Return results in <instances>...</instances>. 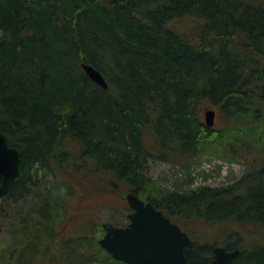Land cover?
<instances>
[{
    "label": "trees",
    "instance_id": "1",
    "mask_svg": "<svg viewBox=\"0 0 264 264\" xmlns=\"http://www.w3.org/2000/svg\"><path fill=\"white\" fill-rule=\"evenodd\" d=\"M207 107L252 117L246 125L264 141V0H0V130L21 152L2 218H14L40 171L59 176L70 197L79 193L78 206L99 197L96 181L196 225L183 229L194 240L191 264L213 260L219 235L196 234L216 226L223 245L240 250L235 264H264V159L228 186L146 196L151 160L184 164L213 141L231 150L206 126ZM22 227L15 264H45L41 230ZM90 231L61 240L58 264L123 263Z\"/></svg>",
    "mask_w": 264,
    "mask_h": 264
},
{
    "label": "rangeland",
    "instance_id": "2",
    "mask_svg": "<svg viewBox=\"0 0 264 264\" xmlns=\"http://www.w3.org/2000/svg\"><path fill=\"white\" fill-rule=\"evenodd\" d=\"M210 108L207 107L204 111V120L205 113ZM215 120L214 128L227 138L226 142L233 143L232 148L236 150V156L233 155L232 148L230 150L218 141H213L196 159H185V163L189 161L186 166L185 163L173 164L151 160L146 169L152 183L146 196L149 195L158 200L175 191L187 193L203 186H228L259 165L260 160L264 159V141H258L256 138L259 135L257 131L261 129L246 125L254 119L243 114L225 116L218 110ZM35 174L39 186L30 188L26 198L12 206L14 218H2L0 214V264H10L9 261L12 258L11 264H15L20 252L18 248L22 246V243L24 244L21 232L24 225L31 226V231L36 234L39 229L41 230L44 237L42 242L47 249L42 256L45 264H53L52 262L58 264L57 258L61 259L63 250L61 240L66 239L65 237L85 234L91 229L90 234L92 233L91 235L99 240L105 234L102 228L103 223L111 222L118 227L128 225L129 204H127L126 196L119 191L103 189L95 181L94 187L98 189L92 190L99 194V197L95 194V197H90V202L87 199L78 206L76 202L81 199V196L77 193L75 197H70L59 176L40 171ZM78 180L73 179L72 183L79 184ZM85 188H87L86 185H78L80 191ZM42 210L48 212L49 220L42 216ZM176 219L177 224L181 225L185 231L194 233L196 225L187 224L179 217ZM43 220L47 223L44 226H42ZM228 230L232 232L233 229L228 227ZM198 231L196 236L199 241L212 240L215 235H219L218 244L224 246V234H221L217 226L213 229L200 227ZM209 232L215 235L208 236ZM52 257L54 258L51 260ZM93 264L118 263L95 260Z\"/></svg>",
    "mask_w": 264,
    "mask_h": 264
},
{
    "label": "water",
    "instance_id": "3",
    "mask_svg": "<svg viewBox=\"0 0 264 264\" xmlns=\"http://www.w3.org/2000/svg\"><path fill=\"white\" fill-rule=\"evenodd\" d=\"M88 77L99 86L108 88L102 73L91 65H82ZM216 111L208 109L205 113L206 126L213 128ZM21 152L11 147L6 134L0 130V199L8 195L11 184L21 177ZM131 209L127 215L129 224L117 227L113 223H103L105 235L99 239L102 249L113 259L126 264H191L186 250L192 248L194 241L179 225L146 202L136 193L126 197ZM240 250H228L215 246L213 260L207 264H235Z\"/></svg>",
    "mask_w": 264,
    "mask_h": 264
}]
</instances>
